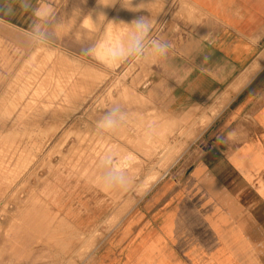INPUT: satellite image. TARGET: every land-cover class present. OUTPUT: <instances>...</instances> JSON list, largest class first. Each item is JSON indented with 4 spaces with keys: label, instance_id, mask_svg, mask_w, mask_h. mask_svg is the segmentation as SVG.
<instances>
[{
    "label": "rangeland",
    "instance_id": "374dc122",
    "mask_svg": "<svg viewBox=\"0 0 264 264\" xmlns=\"http://www.w3.org/2000/svg\"><path fill=\"white\" fill-rule=\"evenodd\" d=\"M139 17V59L93 54ZM200 18L189 0H0V264H89L153 198L211 122L170 108L177 30ZM112 110L122 119L99 128Z\"/></svg>",
    "mask_w": 264,
    "mask_h": 264
},
{
    "label": "crops",
    "instance_id": "0c3cea01",
    "mask_svg": "<svg viewBox=\"0 0 264 264\" xmlns=\"http://www.w3.org/2000/svg\"><path fill=\"white\" fill-rule=\"evenodd\" d=\"M189 2L170 108L211 122L89 264H264V0Z\"/></svg>",
    "mask_w": 264,
    "mask_h": 264
},
{
    "label": "clouds",
    "instance_id": "9594fccd",
    "mask_svg": "<svg viewBox=\"0 0 264 264\" xmlns=\"http://www.w3.org/2000/svg\"><path fill=\"white\" fill-rule=\"evenodd\" d=\"M128 25L131 28V32L126 44L118 45L115 48H107L106 45L101 42L92 50L93 54L109 67L117 66L120 61L129 58L139 59L146 50L151 24L144 17H139L131 21ZM150 43L154 52L159 55H164L166 53L168 48L166 43H161L157 40H152ZM120 119H122V115L118 110H112L100 121L98 127L109 130L113 128ZM112 179L113 178L108 177L106 182L111 183Z\"/></svg>",
    "mask_w": 264,
    "mask_h": 264
},
{
    "label": "snow or ice",
    "instance_id": "6c2138e0",
    "mask_svg": "<svg viewBox=\"0 0 264 264\" xmlns=\"http://www.w3.org/2000/svg\"><path fill=\"white\" fill-rule=\"evenodd\" d=\"M20 3H24V0H20Z\"/></svg>",
    "mask_w": 264,
    "mask_h": 264
},
{
    "label": "bare ground",
    "instance_id": "6f19581e",
    "mask_svg": "<svg viewBox=\"0 0 264 264\" xmlns=\"http://www.w3.org/2000/svg\"><path fill=\"white\" fill-rule=\"evenodd\" d=\"M10 133V132H9Z\"/></svg>",
    "mask_w": 264,
    "mask_h": 264
}]
</instances>
